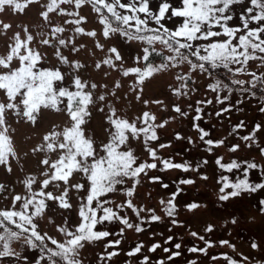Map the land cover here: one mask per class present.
<instances>
[{
  "label": "rangeland",
  "instance_id": "obj_1",
  "mask_svg": "<svg viewBox=\"0 0 264 264\" xmlns=\"http://www.w3.org/2000/svg\"><path fill=\"white\" fill-rule=\"evenodd\" d=\"M15 2L27 6L23 10H16L14 5H6L0 10V55L5 54L6 47L13 42L12 38L15 34L19 33L22 38L26 35L24 32L26 28L27 34L34 37L30 46L43 56L39 66L60 69L64 76V80L60 82L62 86L74 90L71 83L74 75H79L89 85L96 83V89H87L93 93L94 102L89 105L90 115L86 117L82 127L85 135L95 141L100 155L104 153L99 146L107 142L108 132L111 129L106 119L111 114V109H115L118 115L129 121L137 120L143 112L147 111L155 116V120L151 123L165 124L163 128L156 129L157 141L146 142L142 135L134 138L129 134V140L121 150H131L137 157L138 163H157V168L148 169L147 175L142 173L133 179L124 178L123 184L115 186L113 192L101 198L110 201L106 206L112 207L120 217L127 218L134 227L127 228L119 220L107 221L98 225L96 230H106L111 235L101 241L86 244L80 250L83 264H158L159 261H163L164 264H190V262L227 264L224 254L236 260L238 264H264V203H262L264 202V189H258L256 192L243 191L238 197H230L228 200L219 199L221 195L219 188L222 187L221 177H227L229 182H236L243 178V169L248 162L258 165L256 169L248 170L249 182L264 183V155L260 153V149L264 148V112L260 111V108L264 107V96L256 93L248 83L252 80L251 73H256L257 76L264 75V61L256 59L250 60L245 65H230L233 69L229 72L231 81H245V84H237L238 87L232 89L221 84L217 91H213L210 85H215L217 80L215 81L212 76L199 68L192 69L187 62L179 63L175 67L170 64L167 69L153 74L143 84L137 85L135 75L130 74L126 77L121 68L140 67L147 64L145 61L136 60L137 56L142 55L144 47H154L155 52L163 53L161 60L150 61L154 65H159L165 56L172 55L163 44L156 42L149 46L140 40H129L119 33L110 34L108 38L103 37V26L99 23L100 14L93 9L91 4L85 3L80 8H76L74 4L61 5V7L67 12H75L78 16L85 17V21L79 26L86 31L94 30L97 35L89 37L85 34H78L74 31L77 25L63 24L64 20H75L78 16L66 14L57 16V23L66 29L64 33L59 34L60 38L66 41L71 38V43L61 46L51 36L52 26L40 15L47 0H37L34 3H28V0H15ZM122 2H127V0H122ZM160 2L161 0H150L151 8L155 11ZM169 2L174 7L181 6V0H169ZM242 7V4L231 6L227 14L233 16V20L228 22V26L242 27L239 20ZM139 15L143 18V14ZM180 22L182 18L164 21L166 27L173 29ZM5 24L10 27L4 29ZM251 26L254 27L255 23ZM149 27L158 26L150 22ZM213 30L220 31V28L217 26ZM131 31L135 30L131 29ZM241 34L243 32L237 33V40ZM44 38L50 39L52 44H42L40 41ZM213 39L224 40L227 37L221 36ZM97 42L103 44L104 48H97ZM208 42L196 41L194 44ZM81 44L84 45L83 48L80 47ZM113 46L122 54V61H114L116 67L102 64L101 68L97 69L95 64L111 56L112 54L107 52V49ZM74 47L76 51L72 50ZM57 49L68 58V64L61 63L56 57ZM256 56L260 57L264 54L257 52ZM73 61H78L83 67L79 69L71 67ZM12 66L18 67L19 62L15 61ZM238 67H243L245 70L236 72L235 69ZM177 76H186L187 79L178 80ZM117 82H119V87H116ZM181 84H185L186 87L181 89V93L177 95L174 89L179 88ZM137 94L141 96V99H136ZM100 95L105 96L104 101L98 99ZM218 96L227 97V100L221 103L217 100ZM5 99L3 92L0 91V101ZM144 101L148 103L145 104ZM174 107H179L181 112H176ZM224 108L229 110L222 112L221 109ZM218 112L220 115H216ZM6 121L10 126L9 135L12 138L16 156H10L7 164H0V184L4 185V189H0V208H11L12 197L17 194L28 195V189L24 184L27 177L34 176L37 181L47 178L42 173L51 170L46 169L40 161L44 158L54 160L58 158V153L33 152L32 149L43 143V136L52 131L53 126H57V130L70 126L64 106H61L59 112L42 108L35 124L12 111L6 113ZM240 121H243L245 126L235 128ZM256 124H260L261 128L255 133V143L242 140V136L253 134ZM137 126L141 125L138 123ZM201 130L208 133L205 140L212 139L213 141H224V143L207 145L200 139ZM177 134H179V139H177ZM160 144H165L167 147L160 148ZM235 144L239 145V149L235 152L230 151L231 146ZM149 147L156 151L159 159L149 156ZM217 159L224 164L235 160L240 163L241 167L229 172L216 164ZM163 160H170L173 164H185L188 170L165 169L161 163ZM204 161L207 163L205 164ZM153 176H158L160 179L153 181L150 179ZM205 176L207 179L203 178ZM184 179H191L194 182L181 184L180 181ZM76 183L85 185V188H72L71 184ZM165 184L168 185L167 188L162 186ZM88 185L89 182L81 173H74L69 185L61 181L50 185L47 191L54 195H60L67 187L69 189L68 201L72 207L63 209L57 201L47 200L46 214L35 219L38 230L42 234L46 232L52 238L63 242L66 237L58 231V226L68 224L74 229L78 224L79 206L84 203ZM128 189L132 190V196L126 195L125 190ZM32 190L39 191V184H34ZM231 190L226 189L225 192ZM173 193H176L173 200L175 210L173 215L169 216L166 213L167 204H161V200L166 202L172 199ZM126 201H131L133 208H129ZM192 203H196L198 207L189 209L187 205ZM116 205H123V207L116 208ZM141 208L144 211L137 215V211ZM153 214L159 216L160 219L152 221L150 217ZM173 220L177 223L173 224ZM135 226H140L142 231L136 232ZM209 226H211V231L206 230ZM192 232H196L197 236L193 237ZM169 236L173 237L170 241L167 240ZM201 236L204 237L203 240L200 239ZM116 239L121 240L120 245L105 247L110 240ZM222 240L228 241V244H221ZM45 242L50 247H54L50 241ZM176 243L181 244L179 250L174 247ZM252 243H256L258 247L253 249ZM153 244H159L160 247L150 252L149 248ZM137 245H142L141 252L134 256L127 255ZM12 247L20 252L21 256L0 258V264H28L33 257L40 255L39 249L28 248L23 240L13 241ZM190 247L204 248L205 252L192 253L188 251ZM164 248H169L170 251L166 253ZM111 251L119 254L110 260L99 258L101 254L106 255ZM173 251H179L180 255L168 260L167 257ZM24 256H27L28 260H24ZM144 256L149 258L147 262L143 261ZM213 256L217 259L213 260ZM244 257H247V260Z\"/></svg>",
  "mask_w": 264,
  "mask_h": 264
},
{
  "label": "snow or ice",
  "instance_id": "obj_2",
  "mask_svg": "<svg viewBox=\"0 0 264 264\" xmlns=\"http://www.w3.org/2000/svg\"><path fill=\"white\" fill-rule=\"evenodd\" d=\"M37 0H28V3H34ZM91 4L93 9L100 14L99 23L103 26L102 35L108 38L110 34L119 33L121 36L127 37L129 40H140L147 45H154L156 42L163 44L172 55L165 56L159 65H154L151 62L140 67L130 66L122 67L121 71L124 76L134 74L136 84L140 85L153 74L163 71L171 64L175 67L179 63L187 62L192 69L199 68L201 71H207L206 64L211 68L223 67L229 72L233 71L230 65H245L250 60L260 59L264 61V56L257 57L256 53L264 54V0H181L180 7H174L169 0H161L158 8L154 11L151 8L150 0H47L43 5L40 15L50 24L51 36L56 39L59 45L63 46L66 43H71V38L66 41L60 38L59 34L64 33L66 29L56 21L57 16H78V13L67 12L61 5H75L80 8L83 4ZM242 4V12L239 16L242 27H230L228 22L233 20V16L228 15L231 6ZM13 6L16 10H23L27 5H22L15 0H0V10L4 6ZM123 11H119V10ZM106 12L107 14H103ZM170 13V15H169ZM50 14H54L51 15ZM143 14V18L141 15ZM111 17V19L109 18ZM182 18V22L175 25L174 29L165 26L164 21ZM85 17L78 16L75 20H64L63 24L77 25L74 31L78 34H85L89 37H95L96 31H86L80 27ZM115 22V26L113 24ZM154 22L158 27H149V23ZM255 23V26H251ZM219 26L220 31H214L213 28ZM4 29H8L10 25H3ZM134 29L135 31H131ZM26 35L22 38L19 33L12 38V43L6 47L5 54L0 55V91L3 92L6 99L0 101V164H7L9 157H15L16 151L13 146V141L9 135L10 126L6 121V113L14 112L16 115L26 118L27 121L35 124L37 116L41 109H53L57 112L61 111V106H64L69 117L70 126H64L57 130V126H53V130L43 136V143L32 149L33 152L42 153H58V158L50 160L44 158L40 163L46 166L43 176L47 177L40 181L34 176H29L25 179L24 184L28 189V195H15L12 197L11 208H0V258L16 256L20 257V252L12 247L13 241L23 240V243L31 249H39L40 255L33 257L28 264H83L81 257V249L86 244H91L96 241H101L111 235L106 230H96L98 225L107 221L119 220L127 228H133L134 225L127 218L120 217L112 207H108L110 201L101 199L106 194L113 192L115 186L123 184L124 178H136L140 174L147 175L148 169H156L157 163H138L137 157L131 150H121L122 146L126 145L129 140V134L134 138H139L141 135L144 140L157 141V128H163L164 123L154 124L151 121L155 120V116L145 111L137 120L129 121L116 113L115 109H111V114L106 117L111 125L108 132V140L99 148L103 151V155L98 153L95 141L91 137H87L83 130L86 117L90 115L88 108L94 102L93 93L87 89H96L97 84H88L82 80L79 75H74L72 85L74 90H70L60 84L64 80V76L58 68H42L40 61L43 56L40 52L30 46L34 37L27 34V29H24ZM243 32L238 36L237 33ZM225 36L227 39L216 40L213 38ZM236 41L235 43L233 41ZM196 41H209L206 44H194ZM44 45H51L52 41L44 38L40 41ZM55 47V45H53ZM81 48L84 45H80ZM96 47L103 49L104 45L97 42ZM76 51L74 47L72 49ZM187 50V54L184 51ZM154 47H144L142 55L137 56V61H149L152 52H155ZM107 52L111 56L105 58L102 62H97L95 67L101 68V65H109L116 67L115 62L122 61V54L116 47H110ZM203 53V54H202ZM56 57L61 63L68 64L69 60L63 56L57 49ZM190 57H195L199 63H194ZM15 61L19 62L18 67H13ZM71 67L79 69L83 67L78 61H73ZM243 67L235 69L236 72H243ZM252 80L248 81L252 88L257 85L264 87V75L257 76L256 73H251ZM178 80L187 79L186 76H177ZM234 84H245L243 80H233ZM119 82L116 87H119ZM221 86V82L217 81L215 85H210L213 91H217ZM186 87L181 84L179 88L174 89V92L179 95L181 89ZM231 91V89H229ZM254 94V93H253ZM100 101L105 100L104 95L98 97ZM136 99H141L139 94ZM219 102L227 100V97H217ZM66 101V104H65ZM145 104L148 101H144ZM159 103V101H156ZM210 103V102H209ZM176 112H181L179 107H174ZM229 109H221L222 112H227ZM264 112V107L260 108ZM220 115V113H216ZM199 119V117H196ZM138 123L141 126H137ZM244 122L240 121L235 128H243ZM198 127V125H196ZM234 128V130H235ZM261 128L260 124L254 125L253 134L244 135L241 137L244 141L255 143V133ZM200 137L207 145H220L224 141H213L212 139L205 140L207 132H203ZM177 134V139H179ZM160 148L167 147L165 144H160ZM239 149V145H232L229 149L235 152ZM211 151V149H209ZM260 153L264 155V148L260 149ZM148 154L153 159H159L154 149L148 148ZM165 169L183 168L188 170L185 164H173L170 160L161 161ZM206 164L207 161H204ZM216 164L221 168L231 172L233 169H239L240 163L233 160L230 163H221L220 159L216 160ZM256 163L248 162L243 169V178L236 182H229L227 177H221L222 187L219 188L221 195L220 200H228L230 197H238L243 191L256 192L258 189H264V183H250L248 179V170L256 169ZM11 169H9L10 171ZM74 173L83 174L89 185L86 189L87 195L84 198V203L79 206L78 216L79 222L73 229L71 225L65 224L58 226V231L62 233L66 239L63 242L49 236L46 232L41 233L38 230V225L35 222L37 217L46 214L47 200L57 201L63 209H70L72 204L68 201L69 189L65 187L60 195H54L47 191L48 187L54 182L61 181L65 185H69L70 178ZM207 179V177H203ZM153 181H158V176L150 178ZM191 179L181 180V184H192ZM39 184L40 190L33 191V185ZM167 188L168 185H162ZM72 188H85L83 184H71ZM0 189H4V185L0 184ZM226 189H232L230 192H225ZM127 196H132L131 189L125 190ZM176 193L172 194V199L161 200V204H167L166 213L169 216L173 215L175 210ZM129 208H133L131 201H126ZM264 203V202H262ZM116 208H121L123 205H116ZM189 209L198 207L196 203L187 205ZM31 209V211H30ZM136 211V209H133ZM144 211L143 208L137 211ZM148 211H152L148 209ZM150 219L158 221L159 216L153 214ZM173 224L177 221L173 220ZM235 223V220H233ZM16 230H13V227ZM211 231V226L206 229ZM123 231V229L121 230ZM136 232H141L140 226H135ZM193 237L197 236L196 232H192ZM173 237L169 236L168 241ZM201 240L204 237H200ZM50 241L54 247H50L45 241ZM167 242V241H165ZM221 244H228V241L222 240ZM121 244V240H110L105 246L113 247ZM211 245L209 244V247ZM159 244H153L149 248L150 252H154L159 248ZM175 249L181 248L180 243L174 245ZM253 249L257 248L256 243H252ZM142 245H137L127 253L129 256H134L141 252ZM169 248H164V252H169ZM189 252H205L204 248L190 247ZM116 251L107 252L106 255L101 254V260H110L113 256L118 255ZM179 251L171 252L167 257L172 260L179 256ZM227 264H238L236 260L224 254ZM28 260L27 256L23 257ZM148 257L144 256L143 261L147 262ZM213 260L217 257L213 256ZM247 260V257H244ZM158 264H164L159 261ZM195 264V262H190Z\"/></svg>",
  "mask_w": 264,
  "mask_h": 264
},
{
  "label": "trees",
  "instance_id": "obj_3",
  "mask_svg": "<svg viewBox=\"0 0 264 264\" xmlns=\"http://www.w3.org/2000/svg\"><path fill=\"white\" fill-rule=\"evenodd\" d=\"M103 14H107L106 12H104ZM111 19V17H109ZM113 24H115V22H113ZM185 52V54H187V50H182ZM163 57V53L162 52H152L150 55V59L149 61H145V63H148L150 61H155L157 59H160ZM190 59L195 62V63H199V61L196 60L195 57H190ZM206 68L208 69L207 71H205L208 75L212 76V78L215 79V81H220L221 84L226 87V88H236L238 87L237 84L232 83L231 79L229 78V71L227 69H224L223 67L220 68H211L210 65L206 64ZM252 87V86H251ZM256 93L261 94L264 96V88L261 86H258L256 88H252ZM13 227V230H16Z\"/></svg>",
  "mask_w": 264,
  "mask_h": 264
}]
</instances>
